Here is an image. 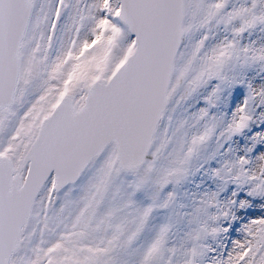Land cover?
<instances>
[{
  "label": "snow or ice",
  "instance_id": "snow-or-ice-1",
  "mask_svg": "<svg viewBox=\"0 0 264 264\" xmlns=\"http://www.w3.org/2000/svg\"><path fill=\"white\" fill-rule=\"evenodd\" d=\"M0 264H264V0H0Z\"/></svg>",
  "mask_w": 264,
  "mask_h": 264
}]
</instances>
